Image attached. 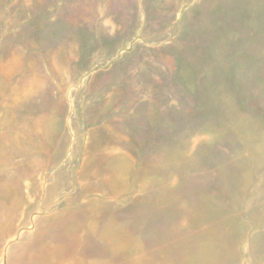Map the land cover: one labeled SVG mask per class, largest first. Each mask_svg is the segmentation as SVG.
<instances>
[{
  "label": "rangeland",
  "instance_id": "374dc122",
  "mask_svg": "<svg viewBox=\"0 0 264 264\" xmlns=\"http://www.w3.org/2000/svg\"><path fill=\"white\" fill-rule=\"evenodd\" d=\"M0 264H264V0H0Z\"/></svg>",
  "mask_w": 264,
  "mask_h": 264
},
{
  "label": "bare ground",
  "instance_id": "6f19581e",
  "mask_svg": "<svg viewBox=\"0 0 264 264\" xmlns=\"http://www.w3.org/2000/svg\"><path fill=\"white\" fill-rule=\"evenodd\" d=\"M127 161V160H126Z\"/></svg>",
  "mask_w": 264,
  "mask_h": 264
}]
</instances>
